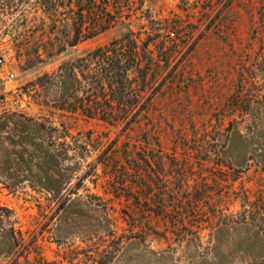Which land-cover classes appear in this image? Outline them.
<instances>
[{
  "label": "rangeland",
  "instance_id": "374dc122",
  "mask_svg": "<svg viewBox=\"0 0 264 264\" xmlns=\"http://www.w3.org/2000/svg\"><path fill=\"white\" fill-rule=\"evenodd\" d=\"M0 55V264H264V0H0Z\"/></svg>",
  "mask_w": 264,
  "mask_h": 264
},
{
  "label": "trees",
  "instance_id": "16d2710c",
  "mask_svg": "<svg viewBox=\"0 0 264 264\" xmlns=\"http://www.w3.org/2000/svg\"><path fill=\"white\" fill-rule=\"evenodd\" d=\"M79 39L78 32L71 45L77 44ZM146 47L145 44L140 45L132 35L125 34L89 53L87 60L93 63L98 71L95 84V90L98 92L96 93L97 98L94 99L95 108L88 109L83 101L79 105L69 102L68 107L73 110L82 108L87 114H107L104 106L99 105L100 97L102 103L109 104L113 101L127 111L134 109L139 101L138 98L141 96L135 90L134 82L138 75L144 76L139 55ZM74 68L75 64L72 65L73 71ZM133 70L138 71L137 76H131ZM142 107H145V102L140 104L139 108Z\"/></svg>",
  "mask_w": 264,
  "mask_h": 264
},
{
  "label": "built area",
  "instance_id": "2783aa9c",
  "mask_svg": "<svg viewBox=\"0 0 264 264\" xmlns=\"http://www.w3.org/2000/svg\"><path fill=\"white\" fill-rule=\"evenodd\" d=\"M5 66V58L0 55V74H4L3 67ZM15 76L14 72H10L7 74L8 79H11Z\"/></svg>",
  "mask_w": 264,
  "mask_h": 264
}]
</instances>
